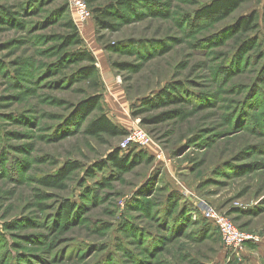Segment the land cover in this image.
<instances>
[{"label": "rangeland", "instance_id": "1", "mask_svg": "<svg viewBox=\"0 0 264 264\" xmlns=\"http://www.w3.org/2000/svg\"><path fill=\"white\" fill-rule=\"evenodd\" d=\"M211 1L132 0L117 30L79 24L103 110L127 131L95 139L94 115L69 123L93 91L54 53L67 34L54 7L0 0V264H264V0L192 24ZM253 14L246 34L237 20ZM134 128L147 148H122ZM117 149L132 166L95 169ZM66 168L62 188L43 185ZM206 207L257 240L227 250Z\"/></svg>", "mask_w": 264, "mask_h": 264}, {"label": "trees", "instance_id": "2", "mask_svg": "<svg viewBox=\"0 0 264 264\" xmlns=\"http://www.w3.org/2000/svg\"><path fill=\"white\" fill-rule=\"evenodd\" d=\"M62 1V0H61ZM105 0H87L89 9L90 5L92 6V18L95 21V26L99 31L105 30H117L120 23H117L118 19L128 18L127 10L133 9L132 0H117L110 5L104 3ZM251 0H212L209 4L203 5L200 7L195 15L191 19L193 24L196 20L199 21H212L220 18H228L240 7L243 3ZM104 3V4H103ZM31 6L37 9L36 13H41L42 10L46 7H54L49 12V17L46 20H52L56 18V23H62V27L67 30V34L59 36L62 41V46L55 48V55L58 56L59 63L63 64H81V66L76 70V74H73L74 77L81 79L83 82H89L90 89L93 93L87 96L85 99L80 101L73 107L71 116L69 118V123L72 125H83L85 119L92 117L87 124L85 125L84 133L95 139H102V137H111V138H120L124 137L127 134V131L124 127L119 126L113 122L107 113L103 110L102 107V95L99 93L100 84H99V72L96 67V59L92 52L88 49L85 44L84 39L80 36V31L74 20L69 16L70 6L66 0L63 2H58V0H30ZM55 5V6H54ZM2 6H0V13ZM91 10V9H90ZM4 15V14H3ZM5 17L9 18L12 21H17L14 13L7 12ZM256 16L250 15L249 17L241 16L237 21V27L242 29V32L249 33L255 29L254 23L256 21ZM66 47H75V49L65 50ZM66 64V65H67ZM223 69V73H226V70ZM17 73H13L12 76L16 77ZM23 75V74H20ZM174 92L179 90L175 87H172ZM173 91H165L159 99L171 98L173 96ZM85 93V92H84ZM97 114V115H95ZM83 121V122H82ZM82 122V123H81ZM130 132V131H129ZM121 149L114 150L106 161H101L96 165V170H103L106 167H110L111 171H114L115 174H112L114 178L118 177L122 171L126 170L129 166L133 165L132 158H127L122 156ZM149 156V155H148ZM151 157H149L150 159ZM74 170L75 168H70ZM69 168H66L63 172L55 176H47L42 181L43 185L50 188H62L64 182L68 179L69 174H71ZM175 201V200H170ZM170 205V204H169ZM73 204L68 202L65 205L66 216H69L73 211ZM168 207V203H167ZM166 208V207H165ZM168 210V209H167ZM166 210V211H167ZM169 213V212H168ZM172 213V212H171ZM186 215V214H185ZM183 215L182 211L178 212L177 218H181ZM181 220V219H180ZM185 219L183 218L182 221Z\"/></svg>", "mask_w": 264, "mask_h": 264}, {"label": "built area", "instance_id": "3", "mask_svg": "<svg viewBox=\"0 0 264 264\" xmlns=\"http://www.w3.org/2000/svg\"><path fill=\"white\" fill-rule=\"evenodd\" d=\"M68 3L77 26H79L80 23L85 24L92 18V12L89 9L87 0H68ZM150 144L151 138L148 134L139 128H134L130 130L125 142L122 144V148L129 149L130 146H134L139 149H144ZM156 158L162 160L163 154H157ZM183 192L187 197L188 192ZM204 216L218 228L223 245L229 251L237 253L242 250L247 243L257 240V237L242 232L229 218L217 214L211 208L206 207L204 209Z\"/></svg>", "mask_w": 264, "mask_h": 264}, {"label": "crops", "instance_id": "4", "mask_svg": "<svg viewBox=\"0 0 264 264\" xmlns=\"http://www.w3.org/2000/svg\"><path fill=\"white\" fill-rule=\"evenodd\" d=\"M89 21H90V20H89ZM89 21H87V22H89ZM87 22H86V23H87ZM86 23H85V24H86ZM85 26H86V25H85ZM78 27L80 28V26H78ZM88 28H89V26H88Z\"/></svg>", "mask_w": 264, "mask_h": 264}]
</instances>
